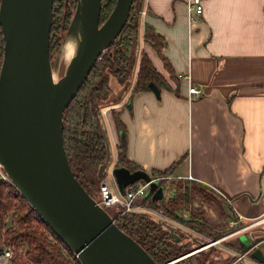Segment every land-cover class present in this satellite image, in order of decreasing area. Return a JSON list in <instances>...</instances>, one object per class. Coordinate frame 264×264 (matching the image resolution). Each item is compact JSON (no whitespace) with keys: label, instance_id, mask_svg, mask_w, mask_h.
I'll return each mask as SVG.
<instances>
[{"label":"crops","instance_id":"0c3cea01","mask_svg":"<svg viewBox=\"0 0 264 264\" xmlns=\"http://www.w3.org/2000/svg\"><path fill=\"white\" fill-rule=\"evenodd\" d=\"M140 1L141 49L169 87H159L160 97L132 93L140 57L127 87L111 78L103 121L114 159L106 176L124 136L128 158L149 173L176 163L175 178L231 201L245 224L264 217V0H203L194 18L188 0ZM146 21L165 36V57L143 41ZM190 84L205 94L191 97ZM240 234L264 255V219Z\"/></svg>","mask_w":264,"mask_h":264},{"label":"water","instance_id":"95a60500","mask_svg":"<svg viewBox=\"0 0 264 264\" xmlns=\"http://www.w3.org/2000/svg\"><path fill=\"white\" fill-rule=\"evenodd\" d=\"M133 2L116 0L101 23L102 0H77L66 33L76 46L59 78L55 71L60 54L54 65L50 56L54 0L0 2L5 41L0 70V162L18 190L79 255L82 264H159L82 184L72 169L64 142L65 110L100 55L120 35ZM129 82H124L125 87ZM150 87L160 97L159 86L151 81ZM104 137L107 156L99 166V178L107 172L111 156L106 132ZM112 172L122 194L129 184L145 180L150 181L145 197H164V185L152 180V174L143 168L131 170L116 165ZM154 216L176 240L181 239L175 225ZM240 237L246 244L251 243L244 234ZM251 257L264 264L260 248H253Z\"/></svg>","mask_w":264,"mask_h":264},{"label":"trees","instance_id":"16d2710c","mask_svg":"<svg viewBox=\"0 0 264 264\" xmlns=\"http://www.w3.org/2000/svg\"><path fill=\"white\" fill-rule=\"evenodd\" d=\"M56 1L62 3L64 0ZM115 3L116 0H102L101 23L107 19ZM70 4L72 6L68 8L64 17L68 25L73 16L72 8H76L77 0H70ZM59 8L58 6L56 9L54 8L53 17H55L56 11L60 13ZM141 10V1L134 0L128 21L120 35L100 55L87 79L65 110L64 142L70 164L76 176L92 195L89 185L100 184L99 182L103 181L107 174L105 173L102 178L98 179H91L87 175L90 165L100 166L105 162L107 156L105 130L100 109L104 100L108 98L112 77L117 78L121 83L132 78L131 70L136 62L134 61V47L139 41L140 34ZM143 41L157 54L165 57L162 55V50L166 47L167 40L148 21L145 22ZM4 45V34L0 25V70L4 56ZM52 48L51 38L50 56L54 65L56 57L53 55ZM139 57V67L132 93L151 90V81L159 87H169L166 78L156 69L148 51L142 49ZM113 114L118 130H123V123L118 112L113 111ZM117 154L116 165H124L131 170L141 168L128 158L124 136H121L117 144ZM175 167L176 163H173L168 168L154 170L152 174L154 177L170 175ZM168 182L172 184V188L170 187V195L166 196L165 190L168 188L166 186ZM159 183L165 187L162 199L153 200L151 195L142 196L135 203L149 204L152 207L162 209L168 216L184 222L210 240L222 238L233 228L229 224L230 219H236L233 207L226 206L224 200L214 190L195 181L182 178L170 180L162 178ZM185 210L189 212L188 216L184 214ZM10 214L12 215L11 223L8 221ZM114 218L119 227L144 246L159 264L169 262H171L170 264H192L194 255L204 250L201 249L184 257L191 251L182 243L184 240H176L169 229L149 212L131 211ZM208 242V240L205 241V243ZM221 242L240 252L248 251L253 245V242L246 244L240 236L223 239ZM0 243L16 246L12 256V264H69L62 250L63 240L18 188L14 184L2 180L1 177ZM23 246L25 249L20 252L19 248ZM210 247H214V245ZM231 264L247 263L239 259V261Z\"/></svg>","mask_w":264,"mask_h":264},{"label":"rangeland","instance_id":"374dc122","mask_svg":"<svg viewBox=\"0 0 264 264\" xmlns=\"http://www.w3.org/2000/svg\"><path fill=\"white\" fill-rule=\"evenodd\" d=\"M58 1H61V0H58ZM57 6H58V8L60 7L59 8L60 13L58 11H56L57 13H56L55 17H53L54 21H53L52 26L54 27V29H52L53 34L51 32V35H52L51 38H52V43H53V48H52L53 55L57 58V56L60 54V65H59V68L55 71L56 78H59V76H61L64 73L65 68H66V64L68 63V61L72 55V54H70L69 56H66V54H65L66 44L68 41H70L71 48L74 51L75 46H76V41L73 38L66 37L68 24H66L67 22H66V19L64 17H65V14H66V11L68 10V8H71V6H72V4H70V0H64L62 3H60V2L57 3V1L54 0V8L56 9ZM74 10H75V8H72V13H74ZM66 27H67V29H66ZM64 38H66V40L63 43ZM145 47H146V45L143 44L142 49H144ZM142 49H141V42L139 40L137 42L136 46L134 47V50H135L134 58L135 59H138V57L140 55V51ZM135 59H134V61H136ZM134 66H135V64H133V68L131 70V75H132V73H134V69H135ZM105 102H106V104L105 105L103 104L102 108L106 107V105H108L107 103H109L107 101H105ZM113 159H114V154H112L110 156V162L108 165V170L110 169V167L112 165L111 161ZM98 171H99V166L97 167L95 165H90L88 172H87V175L91 179H98L99 178ZM103 180H106L107 183H109L111 186H113L115 188V190L118 188L114 176L113 177L105 176V178ZM99 183L101 184L102 181ZM100 184L97 183L96 185H89L91 188L90 190L92 191L94 197L97 198L98 200H100V197H99V194H100V186L99 185ZM166 186L168 188H166L165 194H166V196H169L170 191H171L170 187L172 188V184H170V182H168ZM107 209L112 214V216L115 217L119 214V211H121L122 207L119 204H114V205L107 207ZM184 214H186L188 216L189 212L187 210H185ZM11 219H12V215L10 214L8 216V221L10 223L12 222ZM182 223L185 224L184 222H182ZM171 224H175V223L171 222ZM175 225H177V226L179 225L178 227L176 226V228H177L176 232L180 236L182 235L180 240L183 239L184 241L182 243L185 244V246L191 250V252H189L188 254H192L193 252H197L206 246V245H201V243H200L201 241L205 242L208 240V238L206 236L198 233V231L195 229L193 230V228L190 229L189 227H183L184 225H182V224L176 223ZM230 233H231V231L228 232L225 236H223L220 239L223 240L226 237L228 239H232V238H236V237L241 235V234H239V235L237 234V235L229 236ZM220 239H217V240H220ZM63 246H64V244H63ZM63 246H62V250H63L65 258L68 260L69 264H82L81 261L73 253L66 252L64 250ZM23 248L25 249V246H23ZM239 252L240 251H238V250L230 248L225 243H222V242L216 243L214 245V247H210V248L208 247V248L204 249L203 251H201L200 253H197V255H194L195 257L192 261L193 262L192 264H228L230 262L235 263L236 261H239V259H241L243 262H247L246 258H240L239 257ZM186 255L184 257H186ZM180 258H183V257H180ZM177 260H179V259H177ZM170 263L171 262H169L167 264H170ZM186 263H188V262H186ZM11 264H12V261H11Z\"/></svg>","mask_w":264,"mask_h":264},{"label":"built area","instance_id":"2783aa9c","mask_svg":"<svg viewBox=\"0 0 264 264\" xmlns=\"http://www.w3.org/2000/svg\"><path fill=\"white\" fill-rule=\"evenodd\" d=\"M188 7H189V10H190L193 18H194L203 12V9H204L203 0H188ZM189 94L191 97L196 98V97H200V96L204 95L205 90H204V88H202L200 86L190 84ZM102 111H103V113H106V107L102 108ZM0 177L2 180L14 184L12 182L11 178L9 177V175L7 174L2 162H0ZM162 178H166L167 180H170L172 178H175V176L173 174L163 175V176H158V177L152 176V180L153 179L160 180ZM149 185H150V181L140 180V181H137L135 183L129 184L126 187V193L122 194L118 190V188L115 190V188L113 186H111L109 183H107L106 181L103 180L102 183L100 184V194H99L100 200H98L97 198L96 199L106 209H107V207H109L111 205L119 204L122 207V209H121V211H119L118 215H122L126 212H131V211H145V212H149L153 215L163 217L168 222H172L175 224L176 223L182 224V225H184L183 227H187L181 221H179L173 217L168 216L166 213L163 212L162 209H156L149 204L135 203V201L139 197L145 196V194L149 188ZM230 203L233 207V211L236 215V219H234L230 222V225L233 228H232L229 236L240 234V233L246 231L248 228H250L254 225L260 224L261 221L264 219V217L257 218L255 220H253L252 222L245 224V222H243V218H244L243 215L236 209V207L232 204L231 201H230ZM63 247H64V250L66 252L73 253L80 260L79 255L76 252H74L65 243H64ZM251 249H249L246 252H239V257L240 258H246L247 261H250V262L257 264L258 262L255 259H253L251 257V255L249 254ZM15 250H16V246H14V245L0 243V264H11L12 256H13ZM23 250H24L23 247L19 248L20 252H22Z\"/></svg>","mask_w":264,"mask_h":264},{"label":"flooded vegetation","instance_id":"af4514ba","mask_svg":"<svg viewBox=\"0 0 264 264\" xmlns=\"http://www.w3.org/2000/svg\"><path fill=\"white\" fill-rule=\"evenodd\" d=\"M104 105H105V104H104ZM102 107H103V106H101V109H100V110H101L102 121H103V116H104L105 114H104L103 111H102ZM103 124H104V121H103ZM104 130H105V128H104ZM111 162H112V161H111ZM116 163H117V161H116ZM154 208H155V207H154ZM156 209H159V208H156ZM161 218H162V217H161ZM177 220H178V219H177ZM170 223H171V222H170ZM173 225H175V224H173ZM185 225H186V224H185ZM175 226H177V225H175ZM186 226H187V225H186ZM177 227H178V226H177ZM187 227H189V226H187ZM189 228H190V227H189ZM191 229H192V228H191ZM193 230H194V229H193ZM196 232H197V231H196ZM198 233H200V232H198ZM200 234H201V233H200ZM202 235H203V234H202ZM221 240H222V239H220L219 241L221 242ZM208 241H209L208 243L202 242V243H204V244H208V245H206V246H205L204 248H202V249L208 248L209 246L214 245V244L216 243V242H215L214 244H212L210 241H213V240H210V239H208ZM217 242H218V241H217ZM190 252H191V251H190Z\"/></svg>","mask_w":264,"mask_h":264},{"label":"bare ground","instance_id":"6f19581e","mask_svg":"<svg viewBox=\"0 0 264 264\" xmlns=\"http://www.w3.org/2000/svg\"><path fill=\"white\" fill-rule=\"evenodd\" d=\"M72 52H73V49L71 48L70 41H68L65 47V54L66 56H69L70 54H72Z\"/></svg>","mask_w":264,"mask_h":264}]
</instances>
